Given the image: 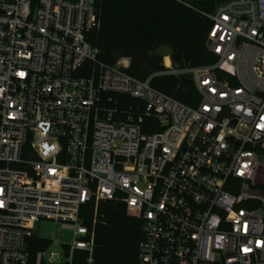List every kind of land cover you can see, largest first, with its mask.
<instances>
[{
    "label": "built area",
    "instance_id": "built-area-1",
    "mask_svg": "<svg viewBox=\"0 0 264 264\" xmlns=\"http://www.w3.org/2000/svg\"><path fill=\"white\" fill-rule=\"evenodd\" d=\"M98 1L0 0V264H92L100 201L141 217L137 264H264V0L203 14L213 65L163 56L193 108L98 62ZM42 221L73 231L65 262L33 247Z\"/></svg>",
    "mask_w": 264,
    "mask_h": 264
},
{
    "label": "trees",
    "instance_id": "trees-1",
    "mask_svg": "<svg viewBox=\"0 0 264 264\" xmlns=\"http://www.w3.org/2000/svg\"><path fill=\"white\" fill-rule=\"evenodd\" d=\"M229 0H99L100 26L90 31L87 41L97 49L98 62L113 66L127 58L125 72L180 103L195 107L199 103L192 82L174 76H156L163 70V56L155 52L169 50L176 69L210 66L216 58L206 47L209 20L203 14L213 12ZM264 189V187H263ZM81 208L84 224L94 232L92 264H137L142 240V221L138 213L121 203L100 201L96 207ZM35 249L48 241L33 239ZM73 264H86V254L76 253Z\"/></svg>",
    "mask_w": 264,
    "mask_h": 264
},
{
    "label": "rangeland",
    "instance_id": "rangeland-1",
    "mask_svg": "<svg viewBox=\"0 0 264 264\" xmlns=\"http://www.w3.org/2000/svg\"><path fill=\"white\" fill-rule=\"evenodd\" d=\"M155 54L159 56L168 55L169 50L161 48L156 51ZM257 158L261 166L258 169L256 180L264 187V155L258 154ZM37 235L40 239L48 241V245L43 248L45 252V259L55 253L60 261L65 262L66 256L64 254V248H61V246L72 244V230L63 228L60 223L42 221L39 223Z\"/></svg>",
    "mask_w": 264,
    "mask_h": 264
},
{
    "label": "bare ground",
    "instance_id": "bare-ground-1",
    "mask_svg": "<svg viewBox=\"0 0 264 264\" xmlns=\"http://www.w3.org/2000/svg\"><path fill=\"white\" fill-rule=\"evenodd\" d=\"M165 64H166V65L169 64V60H168V58H165Z\"/></svg>",
    "mask_w": 264,
    "mask_h": 264
},
{
    "label": "water",
    "instance_id": "water-1",
    "mask_svg": "<svg viewBox=\"0 0 264 264\" xmlns=\"http://www.w3.org/2000/svg\"><path fill=\"white\" fill-rule=\"evenodd\" d=\"M184 78L189 80V77L188 76H185Z\"/></svg>",
    "mask_w": 264,
    "mask_h": 264
}]
</instances>
